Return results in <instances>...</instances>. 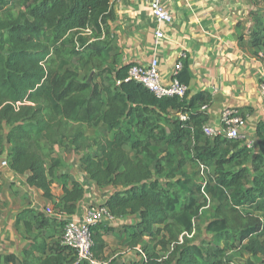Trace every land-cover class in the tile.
I'll return each instance as SVG.
<instances>
[{"label":"trees","instance_id":"obj_1","mask_svg":"<svg viewBox=\"0 0 264 264\" xmlns=\"http://www.w3.org/2000/svg\"><path fill=\"white\" fill-rule=\"evenodd\" d=\"M250 1L251 45L264 54V0ZM16 2L17 11L12 0H0V156L53 200L54 214L23 209L17 216L28 240L22 257L0 254V264H90L63 243L66 221L56 215L76 213L86 193L84 182L61 170L56 149L64 141L86 151L79 168L88 179L117 188L101 204L116 217L139 218L120 229L104 221L93 226L97 258L106 259L105 235L113 233L123 235L122 244L145 251L146 258L129 264H231L227 247L211 251L193 239L196 219L211 201L216 205L206 229L264 258V120L257 124L254 147L210 137L203 129L208 92L158 97L128 79L131 63L120 60L112 0ZM88 66L89 78L82 76ZM100 123L115 131L112 137L88 135ZM187 152L211 170L210 180L189 185ZM56 181L63 188L59 197ZM147 237L151 250L144 245Z\"/></svg>","mask_w":264,"mask_h":264},{"label":"crops","instance_id":"obj_2","mask_svg":"<svg viewBox=\"0 0 264 264\" xmlns=\"http://www.w3.org/2000/svg\"><path fill=\"white\" fill-rule=\"evenodd\" d=\"M150 1L112 0L116 19L111 25L116 33L121 62H149L156 56L162 81L169 82L180 54L186 53L183 69L187 73L183 69L180 73L183 72V79L189 80L190 96L202 91L211 95L209 104L203 107L207 111L206 123L217 127L225 107H238L245 119L242 131L256 142L257 124L264 120V99L259 88L264 57L255 52L249 34L240 37L241 26L245 23L249 28L252 23L254 3L250 0H162L173 21L160 25L152 13ZM158 28L164 30L165 36L156 41ZM5 158L3 155L0 162ZM62 170L84 182L86 193L76 213L56 214L61 218H82L91 204L104 203L117 189L113 185L98 186L79 166L78 169ZM0 174L3 181L0 254L15 253L21 259L28 240L23 227L17 224L18 214L28 207L54 214L53 200L46 198L41 189L28 184V174L17 173L9 166L0 167ZM54 186H58L55 195L61 196L62 184L56 181ZM138 220V216L132 214L104 222L120 229L124 224ZM106 243L105 251L110 244L107 239ZM123 246L128 251L122 256L116 252L114 257L118 259L114 263L129 264L143 258L136 249Z\"/></svg>","mask_w":264,"mask_h":264},{"label":"built area","instance_id":"obj_3","mask_svg":"<svg viewBox=\"0 0 264 264\" xmlns=\"http://www.w3.org/2000/svg\"><path fill=\"white\" fill-rule=\"evenodd\" d=\"M150 8L160 25L173 21V16L165 7L162 0H151ZM164 36V30L162 28H158L156 30V41L160 40ZM186 56L187 54L184 52L180 54V57L175 65L174 73L169 82L162 81L160 63L156 56L153 57L149 62H131L128 79L141 82L158 97H183L189 90V86L180 79L179 74L184 67V59ZM259 57H264L263 52L259 53ZM259 88L264 99V68L260 75ZM20 103L21 102H18V104ZM178 114L181 119L188 118V114L182 112ZM244 120L243 113L238 107L229 106L222 110L219 126L214 127L206 123L203 126V129L210 137L224 135L232 139H241L248 147H254L255 141L249 139L242 131ZM3 166H9L7 158L0 162V167ZM2 188V176L0 174V205L3 202ZM115 218L116 216L110 212L107 206L102 204H91L87 208L82 218H63L66 221L63 234V243L73 247L76 250L80 260H85L90 264H108V261L105 259H99L94 255L92 227L99 222L111 221ZM136 250L139 251L143 258L147 257L141 245H138Z\"/></svg>","mask_w":264,"mask_h":264},{"label":"rangeland","instance_id":"obj_4","mask_svg":"<svg viewBox=\"0 0 264 264\" xmlns=\"http://www.w3.org/2000/svg\"><path fill=\"white\" fill-rule=\"evenodd\" d=\"M12 1L14 4V10L17 11L18 9L21 8V4H18L16 2L17 0H12ZM244 24L241 26L240 31L243 33L250 34L251 24L249 28L245 26ZM92 72H93L92 67L88 66L82 72V76L85 75L89 78ZM114 132H115L114 130L110 129L103 123L91 126L87 130L88 135L92 137H97V138L105 137L106 135L109 137H112ZM166 147H168L169 149L177 150V148L164 145V148ZM93 149L96 152V148H93ZM56 153L62 157L63 165L61 167V170L62 169L71 170L75 168L78 169V166H79L78 162L80 161L79 160L80 156L86 153V151H76L69 144H67L66 141H64L62 145L57 146ZM193 155H194L193 153L189 154L187 152L186 169H187V173L190 176L189 185L195 187L197 184L201 182L210 180L209 175H210L211 170H208L206 166L196 161ZM1 158L2 157L0 156V159ZM166 161L168 160L164 158L163 162L165 163ZM176 165L177 163L173 161L172 166L175 167ZM58 183H61V182L58 181ZM2 187H3V181H2ZM54 188H55L54 191L57 193L58 186H54ZM194 194L200 199L204 198L202 193H194ZM189 195L190 193L186 192L184 194V197L186 198ZM215 205L216 203L211 201L209 206H207L201 211L200 216L196 219V227H195V231L193 234L194 235L193 239H195L196 242L203 244L204 247H209V250L211 251L216 250L219 246L227 247L228 255L232 259L231 264H264V258L262 256L261 257L251 256L244 249L238 248L237 244L232 239L226 240L225 237L216 235L212 232H209L206 229V225L211 219V215H212ZM122 236L123 235L120 236V235H115V234H109L106 237L107 241H109L110 243L108 249L105 251V255H106L105 260L108 261V264H113L114 261L118 259L117 257H114L116 252H118L119 256H122V254H125L128 251V250H124L126 248L123 246L121 242ZM144 245L147 246L148 250H151L153 248V243L149 241L148 237L145 239ZM157 249H160V248H157ZM161 252L162 254L166 253L165 251H161Z\"/></svg>","mask_w":264,"mask_h":264}]
</instances>
